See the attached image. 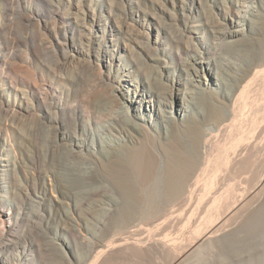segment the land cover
<instances>
[{"label":"rangeland","instance_id":"374dc122","mask_svg":"<svg viewBox=\"0 0 264 264\" xmlns=\"http://www.w3.org/2000/svg\"><path fill=\"white\" fill-rule=\"evenodd\" d=\"M236 1L186 0L194 13L197 3L207 9L204 18H190L188 23L193 24L198 37L193 41L211 64L213 78L201 70L195 75L190 68L193 60L184 57L186 70L179 71L182 92L196 99L194 104L184 101L190 113L181 118L164 101L147 111L127 108L136 86L152 94L151 84L159 77L157 60L172 61L170 35L183 27L182 11L175 5L166 0H0V140L13 137L5 131L11 126L19 127L25 138L18 155L22 172L9 185L10 190L18 188L20 195L0 203V229H12L6 245L0 246V264H172L177 255H184L182 264H264V201L256 209L244 207L229 215L234 205L230 202L210 221V204H198L202 184L219 162L220 149L228 144V133L211 144L208 156L203 147L192 148L191 161L183 157L187 140L181 137L176 145H184H178L182 148L165 162L164 182L152 147L144 155L135 149L129 160L128 153L119 151L124 185L116 188V166L112 177L104 165H116V149L124 135L116 131V121L113 127L103 125L111 118L97 107L113 103L112 113L120 115L119 122L133 133L147 125L162 140L169 135L163 116L181 124L200 110L195 116L204 122L207 107L197 104L202 90L212 89L222 98L241 60L258 63L264 58V0H254L259 14L253 18L255 27L249 22L244 26L245 37L216 39L212 31L237 28L210 30L215 27L210 21L205 27L204 19L212 15L223 22L228 14L223 7ZM154 3L160 11L151 9ZM151 13L160 27L155 19L147 21ZM158 31L165 50L153 49ZM227 43L239 47L219 48ZM123 47H133L144 66L130 74L136 81L132 86L121 78L137 62ZM252 98L263 105V88ZM55 137H63L61 146L79 152V157L70 156L72 166L96 171L98 176L91 180L84 175L81 183L68 180L64 186L53 183V174L38 151L48 140L53 145ZM220 176L212 193L225 196L243 175L223 172ZM49 180L53 195L45 192ZM9 205H15L14 211L7 209ZM217 223L223 228L213 242L190 254L195 239ZM118 241L126 244L117 247ZM167 244L177 247L176 255L165 249Z\"/></svg>","mask_w":264,"mask_h":264},{"label":"bare ground","instance_id":"6f19581e","mask_svg":"<svg viewBox=\"0 0 264 264\" xmlns=\"http://www.w3.org/2000/svg\"><path fill=\"white\" fill-rule=\"evenodd\" d=\"M138 1L140 0H137V2ZM166 1L175 5L182 11L180 22L183 24V27L177 30L176 33H172L169 39L174 43L171 44L174 51L170 50L172 61L157 60V62H159V77L156 79V82L151 84L152 94L147 95L144 93V89L139 91L137 89L138 86H136L133 97L127 99V108L140 110V107H142L143 110L147 111V109L150 106L152 108L155 103H158L160 107L161 102L164 101L175 116L184 118L190 113V109L184 105V101L191 100L193 103L188 102L194 104L196 99V96L190 95L187 91V97L185 93L182 92L183 83L180 80L179 71L182 72L183 70L184 72L186 70L184 66V57H189L193 60V64L190 68L195 75L201 70L204 76H208L211 80L213 78L211 64L207 62L208 60L204 59L202 53L198 51L199 48L193 41L194 38H198L195 32L192 31L193 24L192 22L191 25L188 23L190 18H204L207 9H205L201 3H197L198 9H195L197 12L194 13L192 6L188 7L186 5V0ZM254 3V0H237L234 3L229 2L226 7H223L225 13L228 11V14L223 15V22L212 15V18L204 19L206 20L205 27H208V21H210L215 26L210 28V30H214V28L227 29L228 26L230 28H237L228 32L212 31L211 35L214 34L216 39H220L221 37H235V39L239 36L245 37L246 29L244 26L246 23L249 22L251 27L256 26L255 19L253 18L258 16L259 13L258 9L253 6ZM151 9L160 11L161 7L154 3L151 5ZM203 9L204 14L201 13ZM229 12H231V14H229ZM146 19L148 22L150 19H155L156 26H161L153 13L147 14ZM170 21L172 23L174 19L171 18ZM147 34L149 35V33ZM161 35L162 34L158 31L153 49L165 50L160 44ZM238 47L239 46L236 44L231 47V43L219 44L220 49H233ZM262 47L264 52V46ZM123 49L127 53L133 55L137 62L136 67H128L121 78L126 86H132L136 81L130 78V74L134 73L135 70H139L138 66H140V68L144 66L139 62L138 52L133 47H123ZM212 55H214V50H212ZM230 81L231 80L227 82ZM260 87H262L264 91V58L258 63L256 60L252 61L251 59L244 58L241 60L236 70V75L233 81L228 84L222 98L219 97L217 93L215 94L212 89H210V93L207 88L202 90L197 104L207 107L208 111L205 115L207 118L204 122L197 120L195 115L200 112V110L197 109L196 114H192L191 118L181 124L177 123L171 117H162L163 124L167 125L166 132H169L165 140L156 138L159 136L151 134L147 125L135 128L136 133H133L130 128L119 122L121 118L120 115L112 113L113 103L97 104V107L101 111H105V114L109 115L111 118V122H105L103 125L106 127H113V121H116V131H120L124 135L121 136L123 140L122 144L116 149V165L109 166L111 163L104 165L112 177L115 173L114 167L116 166V188H120L124 185V168L121 167L124 165V162L122 158H119V151L121 153L125 152V155L128 153L127 158L129 160L132 156L131 153L136 150H140L141 155H144L147 148L152 147L160 160V162H158L159 178L164 182L167 176V166L165 162L172 160L176 155L175 151H178V148H182L178 145H184L182 142L176 145L181 137H185L187 140V150H185L183 157L191 161L193 159L192 148L201 146L204 149L205 156H208V150L211 149V144L218 142L219 136H226L228 133V144L220 149L221 155L219 162L215 165L211 175L202 184L203 190L202 194L198 197V204L201 205L205 202L210 204V216L207 221H210L214 216H218L222 208L227 207L228 209L230 202H233L234 205L228 210L227 214L229 215L231 213L237 214L241 212L244 207L254 206V209L258 208L259 205L262 204V201H264V102L263 105L257 103V100L252 98V95L257 92ZM254 88L255 90L253 91ZM151 108L149 111H151ZM227 119H230V124L226 123ZM5 131L11 132L13 137L11 136V138L7 137L0 140V152L5 151L7 154L0 156V203L5 201L8 202L11 196L15 198L20 195L17 191L19 190L18 188L10 190L9 185L11 180L17 182L18 175L22 172V164L18 161V155L20 154V146L23 145V141L25 140L21 133L22 130L19 127L11 126L10 128H6ZM62 140L63 137L61 140L55 137L53 145H51L50 140L47 142L43 141L44 145L41 144V150L39 149L38 151V155L45 161L44 165L53 174V183L64 186L65 182L68 180L81 183L84 179V175L91 180L97 177L96 171L91 173L82 170L80 167L71 165L70 156L74 154V156L79 157V152H72L66 145L61 146ZM168 148L169 151L167 152ZM186 152L188 155H186ZM223 172L242 174L243 176L238 182L231 184L230 190L225 196L215 195V193L212 192L219 187L221 180L220 175ZM66 173L68 176L65 175ZM30 177H33V175L30 174ZM231 180H236V177H231ZM53 187L51 180H49V185L48 188L45 187V192H50V194L53 195ZM192 195V191H190L189 198H191ZM54 200L57 202V199ZM253 200L254 202L251 204ZM34 205L36 204L34 203ZM15 208V205H13V208L10 205L7 207L9 211H14ZM17 216H19V214H17ZM219 224L220 223L209 225V227L204 230L203 237L195 239L191 246L190 254L200 251L204 245L213 242V238L223 228V224ZM11 231V227L9 229H0V246L6 245L8 233ZM199 231L200 229L197 228L196 232ZM125 244L126 243L118 241L117 247H121ZM165 246L166 250L173 252L175 255L177 254V247L171 246V244ZM236 248L237 250L241 249L239 246ZM183 256L184 255H177L172 261V264L184 263L185 260ZM2 261L3 255L0 253V263Z\"/></svg>","mask_w":264,"mask_h":264}]
</instances>
